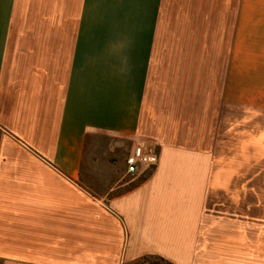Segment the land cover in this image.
I'll return each mask as SVG.
<instances>
[{"label": "crops", "instance_id": "obj_1", "mask_svg": "<svg viewBox=\"0 0 264 264\" xmlns=\"http://www.w3.org/2000/svg\"><path fill=\"white\" fill-rule=\"evenodd\" d=\"M256 62L264 0H0V264H264L221 202V64Z\"/></svg>", "mask_w": 264, "mask_h": 264}, {"label": "rangeland", "instance_id": "obj_2", "mask_svg": "<svg viewBox=\"0 0 264 264\" xmlns=\"http://www.w3.org/2000/svg\"><path fill=\"white\" fill-rule=\"evenodd\" d=\"M258 54L259 49L254 59ZM139 180L122 171L114 193ZM221 202L226 203V216L250 217L249 239H262L264 72H258V62L221 64ZM142 264L166 263L147 259Z\"/></svg>", "mask_w": 264, "mask_h": 264}, {"label": "built area", "instance_id": "obj_3", "mask_svg": "<svg viewBox=\"0 0 264 264\" xmlns=\"http://www.w3.org/2000/svg\"><path fill=\"white\" fill-rule=\"evenodd\" d=\"M158 162V155L153 144L137 145L126 159V175L138 177L142 171L154 167Z\"/></svg>", "mask_w": 264, "mask_h": 264}]
</instances>
